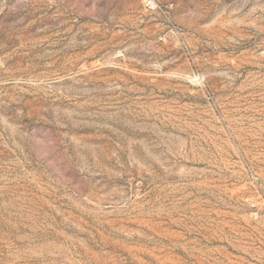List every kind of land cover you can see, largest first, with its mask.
<instances>
[{"label": "rangeland", "instance_id": "1", "mask_svg": "<svg viewBox=\"0 0 264 264\" xmlns=\"http://www.w3.org/2000/svg\"><path fill=\"white\" fill-rule=\"evenodd\" d=\"M0 0V264H264V0Z\"/></svg>", "mask_w": 264, "mask_h": 264}, {"label": "built area", "instance_id": "2", "mask_svg": "<svg viewBox=\"0 0 264 264\" xmlns=\"http://www.w3.org/2000/svg\"><path fill=\"white\" fill-rule=\"evenodd\" d=\"M143 5L147 9H152L154 8V2L152 0H144Z\"/></svg>", "mask_w": 264, "mask_h": 264}]
</instances>
